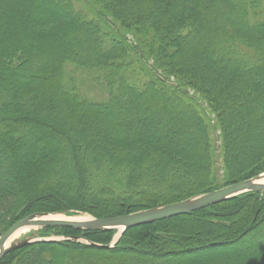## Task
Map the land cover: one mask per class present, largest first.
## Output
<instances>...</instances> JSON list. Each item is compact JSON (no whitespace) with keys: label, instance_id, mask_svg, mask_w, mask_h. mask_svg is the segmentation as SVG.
I'll use <instances>...</instances> for the list:
<instances>
[{"label":"trees","instance_id":"1","mask_svg":"<svg viewBox=\"0 0 264 264\" xmlns=\"http://www.w3.org/2000/svg\"><path fill=\"white\" fill-rule=\"evenodd\" d=\"M67 66L104 96L65 82ZM261 173L264 0H0V235L33 214L119 217ZM115 234L44 227L36 237L61 240L0 264H264V192L93 246Z\"/></svg>","mask_w":264,"mask_h":264},{"label":"water","instance_id":"2","mask_svg":"<svg viewBox=\"0 0 264 264\" xmlns=\"http://www.w3.org/2000/svg\"><path fill=\"white\" fill-rule=\"evenodd\" d=\"M249 192H264V173L235 184L224 186L219 189L185 199L183 201L150 208L119 217L96 219L89 215L82 214V216H85L86 219L77 222L67 219H43L50 216H64L62 214H33L17 221L0 235V259L4 255L33 242L57 241L54 239L36 238V233L32 232L21 240H14L9 243L12 236L21 229L31 227H35L37 229L44 227H55L87 231L117 230L118 233L116 239L110 245H93L98 248L109 249L112 248V246L117 242L123 232L128 229L181 215H187Z\"/></svg>","mask_w":264,"mask_h":264},{"label":"rangeland","instance_id":"3","mask_svg":"<svg viewBox=\"0 0 264 264\" xmlns=\"http://www.w3.org/2000/svg\"><path fill=\"white\" fill-rule=\"evenodd\" d=\"M79 23H81V21ZM98 43H99V41H98ZM133 69H135V71H137V67L135 65L133 66ZM66 73L67 74H66L65 82H67L68 84H71L73 86V88L75 87L77 89V91H80V93L84 94V96L89 97V98H93L95 100H99L104 96L103 84H102L101 80L97 77V75L94 76L90 72L76 70L75 68H73L71 66L66 67ZM138 76L141 77L140 75H138ZM216 134H215V138H216L215 139L216 140L215 145L217 147L219 145V143H218V138H217ZM214 175H215L217 182L220 181L221 176H222V171L220 169V159L218 158V152H216ZM144 186L145 185H143L142 183L139 184L140 188H144ZM84 196H87V195L84 194ZM75 216H79V215H75ZM70 217H72V216H70ZM39 229L40 228H38V230ZM32 231H37V229H35V230L33 229V230L28 231L25 234H22L16 240L23 239L24 237H26L27 235L32 233ZM115 231L117 234V230H115ZM116 234L114 236V239L116 237ZM36 238H38V237H36ZM47 239H57V238L50 237ZM57 240H59V238Z\"/></svg>","mask_w":264,"mask_h":264},{"label":"bare ground","instance_id":"4","mask_svg":"<svg viewBox=\"0 0 264 264\" xmlns=\"http://www.w3.org/2000/svg\"><path fill=\"white\" fill-rule=\"evenodd\" d=\"M43 219H45V220H47V219H67V220H72V221H83L84 219H86V217L85 216H82V215H79V216H72V217H64V216H54V217H52V216H50V217H46V218H43ZM33 229H37V228H35V227H31V228H25V229H21V230H18L13 236H12V238L10 239V241H9V243L11 242V241H14V240H16L19 236H21L22 234H25V233H27L28 231H30V230H33Z\"/></svg>","mask_w":264,"mask_h":264}]
</instances>
